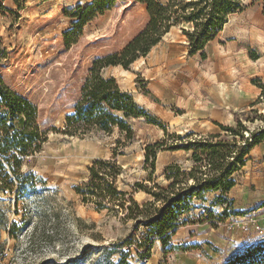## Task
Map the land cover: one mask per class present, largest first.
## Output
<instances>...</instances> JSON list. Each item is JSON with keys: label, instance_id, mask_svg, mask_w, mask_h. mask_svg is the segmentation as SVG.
<instances>
[{"label": "rangeland", "instance_id": "1", "mask_svg": "<svg viewBox=\"0 0 264 264\" xmlns=\"http://www.w3.org/2000/svg\"><path fill=\"white\" fill-rule=\"evenodd\" d=\"M112 1L66 47L63 34L76 21L71 16L78 5L84 7L92 0H18L19 9L15 0H0V78L32 103L40 129L48 131L41 151L22 166L24 172L43 179L44 190L20 198L17 205L14 194L0 192L5 224L19 226L15 239L1 226L0 264H116L122 254L128 264H224L236 251L264 242V142L250 149L245 166L233 174L235 186L228 194L226 212L224 204L211 205L217 193L204 192L200 199H191L178 212L177 227L166 246L146 234L144 221L136 224L123 219L122 212L96 211L74 192V186L87 180V167L93 161L111 156L118 135L64 136L59 131L65 116L72 112L93 60L120 52L149 20L145 6L135 0ZM252 1L239 0L240 11L228 16L203 51L191 52L182 33L191 26L181 24L128 70L118 66L103 71L165 129L134 126V141L117 157L122 167L116 183L119 190L132 193L135 183L150 189L152 182L166 188L169 182L163 173L168 165L183 171L191 168L190 152L164 150L157 153L150 175L143 166L147 144L163 140L168 146L190 132L192 138L219 133L215 123L235 126L236 117L249 130L244 137L264 129V117L258 116L264 115L262 99L247 107L250 103L219 104L211 97L214 87H221L227 96L241 79L248 88H258V80L264 83V14L262 5ZM235 51L240 53L238 61L229 56ZM233 63L241 70H235ZM132 196L139 204L152 201L142 191Z\"/></svg>", "mask_w": 264, "mask_h": 264}, {"label": "trees", "instance_id": "2", "mask_svg": "<svg viewBox=\"0 0 264 264\" xmlns=\"http://www.w3.org/2000/svg\"><path fill=\"white\" fill-rule=\"evenodd\" d=\"M135 1L145 6L149 18L147 25L120 52L93 60L72 112L65 116L63 129L59 132L80 139L96 134L112 136L117 132L111 156L93 161L87 167V180L74 186L73 190L83 203L92 205L96 211L122 212L123 219L136 220V224L144 221L148 228L146 234L156 237L166 246L170 232L177 227L178 212H183L191 199H200L204 192L217 193L211 205L224 204L222 211L226 212V204L230 203L228 194L235 186L233 174L245 166L250 149L264 142V129L250 131L244 137L243 132L249 130L236 117L235 126L215 123L221 130L219 133L192 138L194 135L190 132L168 146L163 140L147 144L143 149V166L150 175L155 171L157 153L164 150L190 152L191 168L183 171L178 165H168L163 173L165 181L169 182L166 188L154 182L150 189L135 183L132 193L142 191L152 198L150 202L139 204L132 193L119 190L116 183L122 167L117 157L123 156V149L134 141V126L143 123L163 132L165 129L161 121L135 102L131 93L121 90L113 77L103 76V71L118 66L128 70L137 59L146 57L172 27L181 24L191 26V30L182 29L191 52L203 51L206 44L222 31L228 16L240 11L239 0ZM112 2L92 0L84 7L78 5L71 16L76 19L72 29L63 34L66 47L74 44L82 27L96 13L109 9ZM254 3L262 5L264 14V0H253ZM15 4L19 9L18 0ZM201 57H205L203 52ZM256 85L261 93L251 107L261 103L260 99L264 102V83L258 80ZM256 112L252 110V113ZM47 138L48 131L40 129L32 103L11 90L0 78V192L14 194L16 205L20 198L45 188L41 177L31 171L24 172L22 166L28 157L41 151ZM4 219L5 213L0 207V230L3 226L2 230L8 237L15 239L14 232L19 226L12 222L7 227ZM116 264H128L126 254H122ZM224 264H264V242L236 251Z\"/></svg>", "mask_w": 264, "mask_h": 264}, {"label": "crops", "instance_id": "3", "mask_svg": "<svg viewBox=\"0 0 264 264\" xmlns=\"http://www.w3.org/2000/svg\"><path fill=\"white\" fill-rule=\"evenodd\" d=\"M235 52H230L229 53L230 59L232 61L234 59H236L238 61V57H239L240 53H238L237 51H235ZM231 65L235 68V70H237V71L241 70L240 64L233 63ZM242 81L243 80L241 79L235 85H232L231 89L228 90V92H227V96L224 93L226 91L223 90L221 87H214L213 88L214 91L211 92V94H212L211 97L213 98V100L215 102H217L219 104L221 102H225V103H228V102L229 103H234V102L243 103V102H247V103H250V104H248L249 106H247V107H250V105H252V103L254 102V99L259 96L260 89H258L256 87H253V86H249L250 88H248V87H246V85ZM219 104H217V105H219ZM231 107H232V109H234L235 105L231 104Z\"/></svg>", "mask_w": 264, "mask_h": 264}]
</instances>
